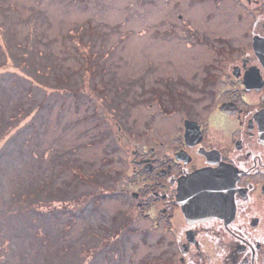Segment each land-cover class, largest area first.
<instances>
[{
    "label": "rangeland",
    "instance_id": "1",
    "mask_svg": "<svg viewBox=\"0 0 264 264\" xmlns=\"http://www.w3.org/2000/svg\"><path fill=\"white\" fill-rule=\"evenodd\" d=\"M252 4L0 0V113L11 117L18 105L26 107L19 134L0 152V264H154L163 245L152 243L149 221L134 210L132 187H120L135 180L133 132L142 130L141 121L154 118L155 136L169 127L166 117H151L156 112L137 102L139 82L158 88L177 76L199 78L220 55L216 47L236 54L248 25L243 12ZM24 58L30 69H23ZM26 74L39 84L33 97L26 93ZM124 95L118 106L106 104ZM34 96L44 101L32 108ZM27 108L32 111L25 116ZM106 173L118 174L117 180ZM103 183L119 187H99ZM24 189L27 200L17 202L15 191ZM16 206L25 207L20 219L29 233L18 241L5 214ZM114 216L120 225L108 239L122 231L115 240L119 251L91 249L85 231L112 226Z\"/></svg>",
    "mask_w": 264,
    "mask_h": 264
},
{
    "label": "flooded vegetation",
    "instance_id": "2",
    "mask_svg": "<svg viewBox=\"0 0 264 264\" xmlns=\"http://www.w3.org/2000/svg\"><path fill=\"white\" fill-rule=\"evenodd\" d=\"M246 1L253 4L243 12L248 25L236 54L216 47L220 55L199 78L177 76L158 88L139 82L137 102L169 127L155 136L154 118L141 121L133 132L135 180L120 187H132L134 210L149 221L152 243L163 245L154 264H264V0ZM203 169L221 179L178 184ZM178 187L198 188L183 196L188 206Z\"/></svg>",
    "mask_w": 264,
    "mask_h": 264
},
{
    "label": "trees",
    "instance_id": "3",
    "mask_svg": "<svg viewBox=\"0 0 264 264\" xmlns=\"http://www.w3.org/2000/svg\"><path fill=\"white\" fill-rule=\"evenodd\" d=\"M22 61H23V65H24L23 69H26V68L30 69V63H28L25 58L22 59ZM1 74L2 73H0V75ZM40 74L42 75L43 72L40 73ZM17 76H18V78L25 79V75H18L17 74ZM26 78H27L26 79L27 80L26 93H28V95L30 97H33L32 96V94L34 93L33 89L35 87L39 86V84L34 82V80L30 81V77H29L28 74H26ZM37 81L40 82L39 80H37ZM58 81H60V80H58ZM0 84H1V82H0ZM114 93L115 92H113V94ZM114 95H118L119 96V94H117V93H115ZM124 100H125V95L123 97H121V98L117 97V100L116 99H112L110 101L106 100L107 101L106 104L108 105V107L114 108L115 106H118V104L121 101H124ZM42 101H44V100H42V99L40 100V99L37 98V96H34V100L32 101V104H34V106L32 108H35V107L39 106V104ZM16 108H17V112L11 117H6L4 115H1V113H0V139L6 138L4 145L0 148V152H2V150H3V152H5L6 144H7V147L10 144L12 145L13 144L12 141L15 140V138L19 134V130H18L19 127L17 128V125H18L20 119L22 117H24V109L26 107H24L23 105H18ZM31 111H32L31 108H29V109L27 108V112L25 113V116L28 115ZM15 143L17 144L18 142H15ZM87 176L88 175H86V179H87ZM104 184H106V183L99 184V187H104ZM31 192L38 194L39 192H41V188L36 189V190H32ZM15 193L18 194L17 197L15 198V200L17 202L22 200L23 198L26 199V197L29 195V191H27L25 189L24 190L15 191ZM96 206L97 205H94L93 208H95ZM22 210H25V207H20V206H16L14 208L13 207H8V210L6 211L7 213H5L6 215L9 213L8 217L6 215L2 216V217H7V219L11 218L10 220H12V222H14V224L16 225L14 227V229H13V235L14 236L12 237V240H15V241H16V239H17V241L23 239L25 237V235H27V233H28V231L26 230L24 224L23 223L21 224L22 220L20 219L21 218L20 213L22 212ZM120 219H121L120 216H114L113 225L112 226H105V225L100 224L99 225L100 226V230L99 231H96V230H94V228L89 227L85 231L90 236L89 242L91 244H89V247L91 249H93V250H96V251L103 250V251L109 252L110 254L118 252L119 251V247H118V243H117L118 241H115V240H117V238L121 235L122 231L121 232H116L115 235L113 236V239L109 240L108 238H110L112 236L111 233H114L116 227L118 229L120 224L117 221L120 220ZM30 224L31 223H29L28 225H30ZM121 229H122V225H121ZM94 231H96V232H94ZM118 234H119V236L116 238V236ZM33 236H35V235L33 234ZM44 237H46V240H48L49 239V234L47 232H45L44 233ZM9 240L12 241L11 238ZM104 240H106V243H103ZM39 242H40V245H42L46 241L45 240H40ZM26 244H31V242L25 243L24 245H21L22 248L26 247ZM83 246L84 247H88L84 243H83ZM45 252H47V251H45ZM40 254H41V252L40 253L37 252L35 254V256L38 257V256H40ZM23 255H25V254H23ZM42 257L44 258V263H50L51 260H49V259H50L51 256L49 255V253L48 254L42 253ZM21 258H23V257H21Z\"/></svg>",
    "mask_w": 264,
    "mask_h": 264
},
{
    "label": "water",
    "instance_id": "4",
    "mask_svg": "<svg viewBox=\"0 0 264 264\" xmlns=\"http://www.w3.org/2000/svg\"><path fill=\"white\" fill-rule=\"evenodd\" d=\"M220 177V174L218 171L214 170H198L192 174H189L185 177H180L178 179V184H198V183H207V184H213L216 183V180ZM221 179V177H220ZM198 191V188H191L187 189L185 187H178V198L179 200L184 203L185 202V195ZM186 206H188V203H184Z\"/></svg>",
    "mask_w": 264,
    "mask_h": 264
}]
</instances>
